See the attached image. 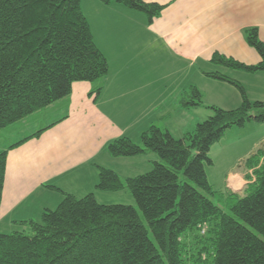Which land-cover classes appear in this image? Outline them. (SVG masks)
Masks as SVG:
<instances>
[{
    "label": "trees",
    "instance_id": "1",
    "mask_svg": "<svg viewBox=\"0 0 264 264\" xmlns=\"http://www.w3.org/2000/svg\"><path fill=\"white\" fill-rule=\"evenodd\" d=\"M144 14L148 23L162 6L142 0H99ZM81 0H0V131L68 97L75 83L101 84L106 59L94 44ZM246 43L260 58L247 66L214 53L215 66L248 74L264 73V43L256 29ZM206 77L234 86L241 105L234 110L209 106L211 116L192 132L174 138L151 125L138 143L110 142L114 159L157 156L152 170L122 179L98 168L96 190L127 189L135 206L105 205L93 194H63L58 207L43 212L31 230L0 233V264H264V143L243 162L254 180L242 195L213 190L205 166L211 148L232 128L264 125V102H251L243 87L218 72ZM101 91L98 85L93 95ZM184 109L202 105L190 87L179 99ZM37 132L34 136H38ZM9 145L0 151V205ZM183 177V179H181ZM57 190V189H56Z\"/></svg>",
    "mask_w": 264,
    "mask_h": 264
},
{
    "label": "crops",
    "instance_id": "2",
    "mask_svg": "<svg viewBox=\"0 0 264 264\" xmlns=\"http://www.w3.org/2000/svg\"><path fill=\"white\" fill-rule=\"evenodd\" d=\"M142 1L163 7L151 24L144 14L120 5L81 0V11L95 46L106 59L108 74L101 84L75 83L68 97L12 126L14 132L23 134L14 144L17 146L8 149L0 205L3 234L25 231L23 222H39L43 212L58 207L63 194L76 198L93 194L98 201L96 193L111 197L123 193L97 191L98 168L127 179L143 175H129L132 160H137L138 170L140 157L149 156L152 164L158 158L148 153L114 159L106 151L108 144L120 138L138 143L141 133L151 125L177 139L192 132L200 123L197 109L204 103L188 109L178 105L190 87L198 88L202 99L221 97L213 106L220 103L222 108L234 110L241 105L234 86L205 74L221 73L239 83L251 102H264V73L248 74L210 62L214 53L247 66L260 62L244 33L256 29L264 43V0ZM98 85L101 91L96 98L92 93ZM210 86L222 93L208 90ZM228 104L231 108L225 107ZM173 115L183 119L176 136L168 123ZM42 120L51 123L40 127ZM245 127L256 130L251 147L255 151L264 143V125L249 123ZM253 180L252 171L244 167L228 172L223 193L242 195ZM104 197L98 202L111 205Z\"/></svg>",
    "mask_w": 264,
    "mask_h": 264
},
{
    "label": "rangeland",
    "instance_id": "3",
    "mask_svg": "<svg viewBox=\"0 0 264 264\" xmlns=\"http://www.w3.org/2000/svg\"><path fill=\"white\" fill-rule=\"evenodd\" d=\"M215 69L212 68V71H214ZM207 89L212 92L217 93L218 95L222 93L220 89H216L213 86H210ZM214 98L215 99H211V100L204 99V98L202 99L204 103L203 107L197 109V112L201 114L200 116L198 115V118H197V121H199L200 123L206 121L209 115L211 116V112L209 111L208 107L211 105L213 106L215 101L221 102L220 99H222L221 97L220 99L217 98L216 95H214ZM215 106L218 108L224 109L222 108V104L220 103L216 104ZM225 107L231 108L230 104H228V106L225 105ZM224 110H227V109H224ZM192 112H194V110ZM45 121L46 120L40 121L39 122L40 125L38 126L45 127L46 125L51 123V122H45ZM182 122H183L182 117L175 116V115H173V117L168 121V123H170L171 133L174 134L175 136L179 133L178 125L182 124ZM12 128L13 127L11 126V128L9 127V129L7 128V129L0 131V151L7 148L9 145L15 144L16 142L22 139L23 132L18 134L14 132L15 129H12ZM248 128L250 127H245L241 129L233 128L232 131H229V132L227 131L222 137V139L211 148L209 152V158L212 164L209 166L208 165L205 166V173L207 176V180L209 184L212 186L214 191L223 193L224 192L223 181L227 173L237 172L239 171V169H242L243 162L259 149L257 148L255 151L251 150L252 142L254 141V137H255L254 133L256 130H254L252 127L250 129ZM243 141L244 143L240 145V147L238 148L237 144ZM148 155H152V154H148ZM140 158H141L140 159L141 161H138L140 162L138 164L139 166L138 170L135 169V166L137 165L136 159L132 160L130 163L132 169L128 171V173L131 177H133V175L145 174L152 170L153 164L152 162H150V157L147 156V157H140ZM146 165H147V168H146ZM140 167H141V170H140ZM122 168L128 169V167H125L123 165H122ZM181 179H183V177H181ZM96 194H97L96 196H97L98 201L100 198L105 196L104 198L109 199L111 201L112 203L111 205L121 204V205L135 206L134 200L132 199L127 189L123 190V193H119L118 195L114 197L107 196V195H99V193H96ZM0 233H3L1 229H0ZM25 233L26 234L31 233V230L29 229V227L25 228Z\"/></svg>",
    "mask_w": 264,
    "mask_h": 264
}]
</instances>
